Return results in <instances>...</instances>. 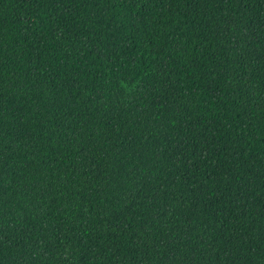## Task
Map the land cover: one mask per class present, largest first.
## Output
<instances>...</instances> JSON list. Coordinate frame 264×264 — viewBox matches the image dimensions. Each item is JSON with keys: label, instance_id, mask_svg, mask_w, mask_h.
Here are the masks:
<instances>
[{"label": "trees", "instance_id": "trees-1", "mask_svg": "<svg viewBox=\"0 0 264 264\" xmlns=\"http://www.w3.org/2000/svg\"><path fill=\"white\" fill-rule=\"evenodd\" d=\"M0 264H264V0H0Z\"/></svg>", "mask_w": 264, "mask_h": 264}]
</instances>
